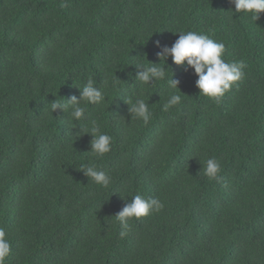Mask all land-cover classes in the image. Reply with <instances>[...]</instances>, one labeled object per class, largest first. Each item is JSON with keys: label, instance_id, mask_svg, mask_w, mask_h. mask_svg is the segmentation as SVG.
I'll return each instance as SVG.
<instances>
[{"label": "trees", "instance_id": "trees-1", "mask_svg": "<svg viewBox=\"0 0 264 264\" xmlns=\"http://www.w3.org/2000/svg\"><path fill=\"white\" fill-rule=\"evenodd\" d=\"M63 2L0 0L7 264H264V13L253 21L230 0ZM190 30L223 42L226 61L246 64L219 102L200 94L194 70L171 57L168 79L178 89L136 79L142 69L134 64L159 63L176 32ZM88 79L105 100L85 105L71 128L49 103L79 96ZM173 93L181 103L164 111ZM136 99L148 103L147 124L130 118ZM93 119L112 137L103 157L83 134ZM209 158L221 164L218 180L204 175ZM93 163L111 176L109 186L80 171ZM135 195L164 207L131 219L121 237L115 215Z\"/></svg>", "mask_w": 264, "mask_h": 264}, {"label": "clouds", "instance_id": "clouds-1", "mask_svg": "<svg viewBox=\"0 0 264 264\" xmlns=\"http://www.w3.org/2000/svg\"><path fill=\"white\" fill-rule=\"evenodd\" d=\"M234 5L235 13L251 14L253 21L259 19V14L264 13V0H230ZM61 7L67 5L61 0ZM234 15V12L231 11ZM233 18V16H232ZM178 38L171 47L163 46L157 53L159 63L134 64L137 68L142 69L136 74V79L144 85H155L158 81H166L168 88L178 89V81L172 78L168 79L166 61L171 57L172 62L181 66L185 70L190 67L198 77L196 87L200 94L219 102L233 86L237 85L245 77L244 61H226L224 59L225 44L211 39L208 35L196 31H179ZM159 47V42L157 41ZM118 79V78H117ZM107 82H105L106 84ZM79 89V96H71L67 99H54L49 103V111L52 114L56 110L60 113H67L71 118L69 123L71 128L77 127L76 122L83 120L86 112L85 105H100L105 100V93L101 88L96 86L93 79H88L83 88ZM131 103V101H129ZM181 103L179 94H171L167 103L164 104L163 110L168 111L173 106ZM130 118L142 119L147 124L152 113L149 110L148 103L144 99H136L131 103L129 108ZM90 127L83 130V134H89L90 152L97 157H103L111 151L112 137L106 133H101L100 127L95 119L90 121ZM80 132V129H79ZM78 133V132H77ZM76 133V134H77ZM85 176L91 178L96 184L103 187L109 186L111 176L93 163L88 166H81ZM204 175L212 180H218L221 172V164L214 158L207 159L204 166ZM164 207L163 202L156 197L145 199L141 195H135L130 202H126L124 207L115 215L119 222L123 237L129 230V221L133 218L139 219L152 213H159ZM11 251V244L7 239V233L4 228L0 227V264H7L12 258H7Z\"/></svg>", "mask_w": 264, "mask_h": 264}]
</instances>
